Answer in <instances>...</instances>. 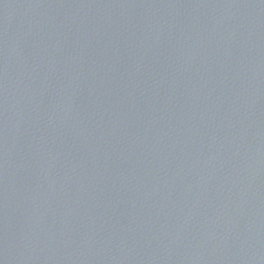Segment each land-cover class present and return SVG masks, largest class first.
<instances>
[{
    "label": "water",
    "instance_id": "water-1",
    "mask_svg": "<svg viewBox=\"0 0 264 264\" xmlns=\"http://www.w3.org/2000/svg\"><path fill=\"white\" fill-rule=\"evenodd\" d=\"M0 264H264V0H0Z\"/></svg>",
    "mask_w": 264,
    "mask_h": 264
}]
</instances>
